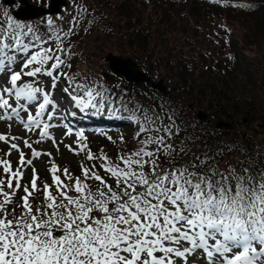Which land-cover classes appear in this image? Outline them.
Returning <instances> with one entry per match:
<instances>
[{"label":"snow or ice","instance_id":"1","mask_svg":"<svg viewBox=\"0 0 264 264\" xmlns=\"http://www.w3.org/2000/svg\"><path fill=\"white\" fill-rule=\"evenodd\" d=\"M4 15L0 121H15L28 132H38L34 143L50 140L58 151L59 143L49 132L58 106L38 77L50 78L52 89L63 77L71 91H62L80 112L106 113L134 124L137 147L112 162L103 150L92 153L83 130L74 132L66 124L64 134L76 136V147H64L99 163L88 167L82 162L81 176L74 177L50 161L51 183L38 187L33 159L51 158L52 153L38 151L27 138L0 134V142L8 146L5 156H19L15 167L0 158V264H193L198 259L203 264H264V170L253 172L243 163L221 170L217 157L222 159L228 149L213 153L195 140L179 139V117L162 104L132 101L130 106L122 102L112 107L96 85L75 83L67 72H59L65 65L62 54H68L62 36L75 34L77 17L67 33L57 34L61 43L53 48L45 47L48 41L31 26ZM46 22L53 24L50 16ZM25 77L30 79L23 81ZM29 166L30 182L22 184ZM37 194L42 200L34 207L31 201Z\"/></svg>","mask_w":264,"mask_h":264},{"label":"trees","instance_id":"2","mask_svg":"<svg viewBox=\"0 0 264 264\" xmlns=\"http://www.w3.org/2000/svg\"><path fill=\"white\" fill-rule=\"evenodd\" d=\"M81 8L88 11L82 12ZM74 16L79 23L75 25L74 35L62 36L68 54H62L66 68L62 66L59 72H67L75 83L96 85L103 91L106 104L112 107H119L122 102L130 106L132 101L142 105L162 104L179 117L178 123L183 129L179 139L195 140L202 148H212L213 153L228 149L222 159L217 157L221 170L226 165L236 167L241 163L253 172L264 170V61L261 68L254 56V49L264 47V0H219L218 3L212 0H79L62 14L58 25H43L47 31L63 26L67 31L47 33L44 38L51 37L49 43L53 45L61 43L56 36L68 32ZM82 26L95 31L99 37L103 34L106 39L102 42L120 46L121 54L139 59L141 69L145 66V71L151 69L152 79H163L169 92L163 95L147 82L139 85L130 82L128 89H122L119 86L125 84L122 78L113 84L105 79H83L79 66L86 55L78 52L77 45L86 46L88 42L81 43ZM214 30L218 38L211 33ZM62 80L63 87H70L67 79L62 77ZM200 109L210 115L206 120L196 117L195 111ZM92 116L90 112L83 113L82 118ZM93 117L103 130L109 129L106 126L109 121H118L109 123L111 132H98L94 139L87 140L93 154L99 155L103 150L116 162L118 154L136 149L134 124L106 113L102 119ZM215 120H228L233 126L227 131L216 128ZM256 121L263 124L261 129L252 125ZM238 126L241 130H233ZM106 136H111L112 141ZM84 163L90 167L99 162L86 160ZM80 165H69L68 170L74 177L81 176ZM37 174L38 187L44 182L51 183L49 172ZM100 174L103 175L102 170ZM89 184L95 188L94 183ZM39 195L41 198L35 199L37 204L42 200V194ZM69 195L75 193L69 192Z\"/></svg>","mask_w":264,"mask_h":264},{"label":"rangeland","instance_id":"3","mask_svg":"<svg viewBox=\"0 0 264 264\" xmlns=\"http://www.w3.org/2000/svg\"><path fill=\"white\" fill-rule=\"evenodd\" d=\"M5 12L11 16L8 9H5L0 6V23L6 22L7 20V17L4 15ZM58 17L59 16L51 17L53 20V24L58 25L61 22V19L60 18L58 19ZM47 18L48 17H45V18H42L36 21L28 20L25 25L31 26L36 35L40 36L45 41H48V43L44 45L45 47L51 46L55 48L56 45L49 43V39L44 38V35L47 33H51L52 35L55 32H66L67 27L63 26L59 28H54L50 31L42 29L41 27L42 24H47L46 22ZM234 26H233L234 29H236L237 27L236 23ZM217 30L218 29H216V31ZM211 33L213 34L215 38L219 37V35L215 34V30L211 31ZM95 34H96L95 31H89L83 28L82 26V32L80 35L81 43L82 42H88V43L86 46L84 43L82 45H77V46H78V52L83 55H86L83 57L82 63L79 66L80 76L85 80L86 79L87 80H91V79H101L102 80L104 79L103 77L106 73L112 74L111 71L108 69L107 61L104 59V55L106 52L111 51L112 53L117 54V55L127 56V54L125 55L124 53L123 54L120 53L121 52L120 46L118 45L113 46V44H111L112 42L110 43L102 42L106 39L103 36V34L100 37ZM30 38H31L30 36L23 37L25 41L29 40ZM89 52H91V54L87 55ZM262 55L264 56V47H262V49L260 50L254 49V56L257 57V59L259 60L261 68L263 65L262 60L264 61V59H262ZM105 68H107V70H104ZM16 70L19 71L20 70L19 67H17ZM117 79H120V78L113 76L110 79H108L107 82L110 84H113L114 82H116ZM27 80H28L27 77L23 78V81H27ZM40 80L43 81L42 86L44 87L45 91L51 92L54 102L58 106V110L56 111L53 119L50 121L53 127L49 129V132L53 137H55V140L57 141V143H59V150L57 151L56 147L53 145V143L50 140H45L44 142L39 143V144L34 143V141L38 139V132H28L23 128L22 125L18 124L15 121H11V122L0 121V134L27 138L33 142V147L36 148L38 151L45 152V153L47 152L52 153L51 158H49L48 156H41L39 158L33 159V166L35 167L37 172L38 171L44 172L48 170V168L51 166L50 161H54L58 166L65 167L68 169L70 164H74L75 162H79V161L84 162L86 160L83 153L81 155H75L73 152H70L67 148L64 147V145H72L74 148L76 147L74 143V141L76 140V136L75 135L65 136L64 134L66 131L65 125L67 124L68 126H70L74 132L81 130L78 126L70 125L65 120L67 116L66 114H68L72 110H75V107L73 106L74 103L70 100L67 94H65L64 92L61 93L62 88H63L61 87L63 84V80L57 82V87L55 89L51 88V82L49 80L43 79V77H41ZM123 81L125 84H120L119 86L122 89H128L127 82L124 79ZM173 92L176 93V89L175 90L173 89ZM172 96H176V95L173 93ZM29 110L33 111V114H34V109L30 108ZM62 114H65L66 116L63 117ZM21 115L26 119V114L22 113ZM59 115H62L63 118L60 119ZM209 116L210 115H208V117ZM212 119L214 120V118H210V120ZM9 123L12 124L11 128L8 127ZM246 125H247L246 123H243V126H246ZM252 125L256 126L257 129H261V126H262L260 122L258 123L257 121L255 123L253 122ZM233 130H241V127L238 126L237 128H234ZM89 132L90 131H83L84 136L87 138L90 137L91 135ZM15 142L20 144L22 150L25 152L26 158H31L30 150L27 148H24L22 141L18 140ZM7 151H8V146L4 142H0V158L11 160L15 167L19 159L18 153L13 152L11 156H5V153ZM24 172H25V176L21 183L27 184L30 182V178L32 175V166H29L28 168H26ZM2 174H3L2 170H0V175ZM21 193L22 192L18 193L17 198H15V203H19L18 197L23 195V193L22 194ZM31 202L33 203V206H34V200H32Z\"/></svg>","mask_w":264,"mask_h":264},{"label":"water","instance_id":"4","mask_svg":"<svg viewBox=\"0 0 264 264\" xmlns=\"http://www.w3.org/2000/svg\"><path fill=\"white\" fill-rule=\"evenodd\" d=\"M8 5L13 2V0H4ZM22 6L18 8L17 11L13 12V15L19 19H34L42 14H54L60 13V5H65L64 0H50V5L47 9L34 8L27 4L26 1L20 0ZM105 59L108 62L109 68L114 72L115 75H122L126 80L129 81H149V76L137 69L138 65L135 60L131 57H121L111 52L105 55ZM109 78V77H108ZM153 88L159 89L161 92L166 93V87L162 84V81L156 83L151 82ZM198 118H206V114L202 110L196 112ZM217 126H226L229 127L228 122L218 121Z\"/></svg>","mask_w":264,"mask_h":264},{"label":"flooded vegetation","instance_id":"5","mask_svg":"<svg viewBox=\"0 0 264 264\" xmlns=\"http://www.w3.org/2000/svg\"><path fill=\"white\" fill-rule=\"evenodd\" d=\"M30 4L39 6V7H47V5H49V0H27ZM21 5V3L19 2V0H13V4L10 5L11 9H18L19 6Z\"/></svg>","mask_w":264,"mask_h":264}]
</instances>
